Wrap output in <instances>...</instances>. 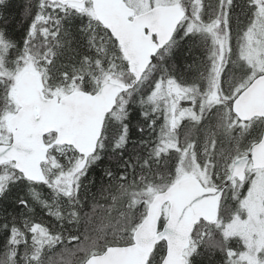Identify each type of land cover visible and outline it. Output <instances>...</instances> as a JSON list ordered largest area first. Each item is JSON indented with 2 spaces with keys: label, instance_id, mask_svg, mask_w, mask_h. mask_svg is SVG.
Masks as SVG:
<instances>
[{
  "label": "snow or ice",
  "instance_id": "6c2138e0",
  "mask_svg": "<svg viewBox=\"0 0 264 264\" xmlns=\"http://www.w3.org/2000/svg\"><path fill=\"white\" fill-rule=\"evenodd\" d=\"M0 0V264H264V0Z\"/></svg>",
  "mask_w": 264,
  "mask_h": 264
},
{
  "label": "trees",
  "instance_id": "16d2710c",
  "mask_svg": "<svg viewBox=\"0 0 264 264\" xmlns=\"http://www.w3.org/2000/svg\"><path fill=\"white\" fill-rule=\"evenodd\" d=\"M24 0H12L11 12L13 16L18 15L20 6L23 4Z\"/></svg>",
  "mask_w": 264,
  "mask_h": 264
}]
</instances>
